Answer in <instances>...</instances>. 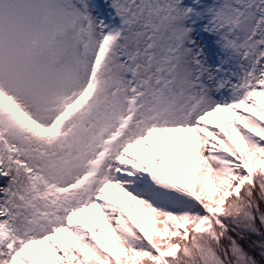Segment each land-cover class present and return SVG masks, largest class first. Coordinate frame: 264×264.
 I'll return each mask as SVG.
<instances>
[{
    "label": "snow or ice",
    "instance_id": "obj_1",
    "mask_svg": "<svg viewBox=\"0 0 264 264\" xmlns=\"http://www.w3.org/2000/svg\"><path fill=\"white\" fill-rule=\"evenodd\" d=\"M101 7L0 0V264H264V0Z\"/></svg>",
    "mask_w": 264,
    "mask_h": 264
},
{
    "label": "trees",
    "instance_id": "obj_2",
    "mask_svg": "<svg viewBox=\"0 0 264 264\" xmlns=\"http://www.w3.org/2000/svg\"><path fill=\"white\" fill-rule=\"evenodd\" d=\"M261 207L264 208V203L261 204ZM235 235V233H232ZM264 237L257 236V235H249L244 234V239L241 242V244L244 246L245 250L248 251L250 254L255 255L256 259H260V250L259 248H256L255 245L259 244Z\"/></svg>",
    "mask_w": 264,
    "mask_h": 264
},
{
    "label": "rangeland",
    "instance_id": "obj_3",
    "mask_svg": "<svg viewBox=\"0 0 264 264\" xmlns=\"http://www.w3.org/2000/svg\"><path fill=\"white\" fill-rule=\"evenodd\" d=\"M108 2V0H103V3L105 4V7H106V3ZM205 2H207V3H211L212 2V0H205ZM110 11V10H109Z\"/></svg>",
    "mask_w": 264,
    "mask_h": 264
}]
</instances>
